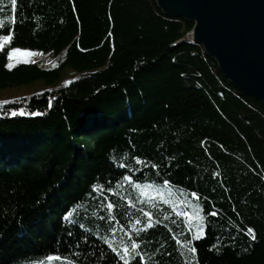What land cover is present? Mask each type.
Returning <instances> with one entry per match:
<instances>
[{
	"label": "trees",
	"instance_id": "trees-1",
	"mask_svg": "<svg viewBox=\"0 0 264 264\" xmlns=\"http://www.w3.org/2000/svg\"><path fill=\"white\" fill-rule=\"evenodd\" d=\"M193 27L156 0H0V89L46 85L0 104V264H264V105L179 44Z\"/></svg>",
	"mask_w": 264,
	"mask_h": 264
},
{
	"label": "water",
	"instance_id": "water-1",
	"mask_svg": "<svg viewBox=\"0 0 264 264\" xmlns=\"http://www.w3.org/2000/svg\"><path fill=\"white\" fill-rule=\"evenodd\" d=\"M168 17L194 24L179 42L203 47L223 76L264 105V0H156Z\"/></svg>",
	"mask_w": 264,
	"mask_h": 264
},
{
	"label": "rangeland",
	"instance_id": "rangeland-1",
	"mask_svg": "<svg viewBox=\"0 0 264 264\" xmlns=\"http://www.w3.org/2000/svg\"><path fill=\"white\" fill-rule=\"evenodd\" d=\"M0 45H3V48L0 49V51H2L7 43H4V37L0 38ZM13 49H10L8 52V55L11 54L13 52ZM22 51L28 52L30 53V55L28 56H17L11 60L8 59L7 62V67H9V65H11L12 68L14 66H17L18 64L21 63H38L40 66L42 67H46V68H53L58 66V64L63 60V56L64 54H61L59 57L53 56L52 54H46V55H42L39 54L37 50L34 49H22L19 48ZM52 65V66H51ZM65 73H69V75H67V77L64 75V78L67 79L66 83L69 82V80L74 76L75 78L78 77L79 75L72 69L70 68H66L65 69ZM59 83H62V80L59 81ZM46 88L45 82L43 80L35 82L31 85H23V86H19V87H15V88H6V89H0V104L1 103H6L9 101H12L16 98H20L23 96H29L31 94H34L36 92L42 91ZM153 192L155 193V196H160L163 200L164 199H169V197H171L172 195L177 196L180 193H183L181 190H176L173 187L169 186V185H163L161 187H154ZM178 193V194H176ZM196 226L200 227L201 229L198 230V233L196 231L197 234V238H200L202 236H204V232H205V227L204 225H200V222L197 221ZM181 237H176V241L181 242L183 244H187L189 245V235H188V231L186 230H182L181 232ZM187 249V247H186Z\"/></svg>",
	"mask_w": 264,
	"mask_h": 264
},
{
	"label": "snow or ice",
	"instance_id": "snow-or-ice-1",
	"mask_svg": "<svg viewBox=\"0 0 264 264\" xmlns=\"http://www.w3.org/2000/svg\"><path fill=\"white\" fill-rule=\"evenodd\" d=\"M11 4H12L13 9H15V7L17 5V0H11ZM10 40H11V37H9V36H5L4 37V43H9ZM2 48H3V45H0V49H2ZM28 55H30V53L22 51L19 48H16V49L13 50V52L11 54L8 55V59L11 60V59H13V58H15L17 56H28ZM9 67H11V65H9ZM19 114L23 115L22 112L19 113ZM13 115H16V113H13ZM37 115H38V113H37ZM111 207H112V205H109V208H111ZM213 215H214V213H213ZM248 231L252 232V229H248ZM252 239L253 240L255 239L254 235H253ZM126 251H127V249H126ZM189 251L192 252V253H195L196 249L193 247V248H190ZM61 259L62 258L60 256H55V255L48 256V260H50V261H59Z\"/></svg>",
	"mask_w": 264,
	"mask_h": 264
}]
</instances>
